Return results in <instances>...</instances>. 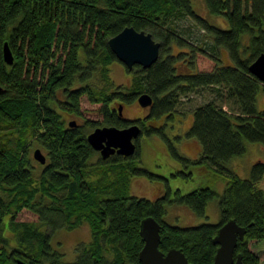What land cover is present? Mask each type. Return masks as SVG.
Segmentation results:
<instances>
[{
    "label": "trees",
    "instance_id": "trees-1",
    "mask_svg": "<svg viewBox=\"0 0 264 264\" xmlns=\"http://www.w3.org/2000/svg\"><path fill=\"white\" fill-rule=\"evenodd\" d=\"M205 1L228 28L200 15L191 0H0V264H15L17 258L30 264H142L140 230L147 217L161 224L160 250L179 249L192 264H213L218 249L213 239L234 219L247 230L235 257L261 264L249 245L264 240V162L254 163L249 178L234 174L226 163L245 153L246 141L264 144V110L257 109L264 84L249 70L264 52V0ZM128 26L150 32L160 43V54L147 69L127 70L129 87L116 86L111 65L119 60L109 39ZM194 28L200 32L196 37ZM6 41L14 54L12 65L3 58ZM200 91L212 97L193 110L186 135L197 139L202 154L191 162L227 175L223 194L208 186L187 194L169 190L156 200L131 195L132 176L149 174L135 164L140 137L164 135V127L148 122L173 118L181 98ZM145 92L153 97L146 116H120V105L136 102ZM83 100L99 105L101 119L66 125L63 113L84 117ZM231 103L234 114L226 108ZM132 124L142 133L131 157L103 159L87 140L97 127ZM33 145L48 156L37 175L30 157ZM216 197L218 224L183 228L164 220L166 206L174 204L204 217ZM25 210L37 220H18ZM84 222L92 240L76 248L74 262H64L51 246V234Z\"/></svg>",
    "mask_w": 264,
    "mask_h": 264
},
{
    "label": "rangeland",
    "instance_id": "rangeland-1",
    "mask_svg": "<svg viewBox=\"0 0 264 264\" xmlns=\"http://www.w3.org/2000/svg\"><path fill=\"white\" fill-rule=\"evenodd\" d=\"M193 8L212 23L228 28V24L223 18L215 17L207 8L205 0H191ZM200 32L193 29L192 36L196 37ZM225 64H230L229 55L226 51L222 54ZM200 64L205 58H200ZM202 67L206 66L201 64ZM111 77L116 86L129 87L132 83V76L120 61L111 65ZM212 97L209 91H200L183 96L174 113L173 118L162 116L158 120L148 122V125L164 127L162 134L151 136L142 135L140 137L141 154L135 164L149 174L134 175L131 178L130 194L139 198L156 200L164 197L170 190L172 194L180 191L183 194L190 193L203 187H212L218 195H222L229 180L225 174H219L206 164L192 163L201 157L200 143L195 138H188L186 133L193 122V110L199 105L208 102ZM99 105L90 104L87 100L82 101V111L84 117L74 114L63 113L66 124L69 121H76L82 124L85 119L100 120L96 114ZM113 106L118 107L114 102ZM226 108L233 114L237 112L236 106L232 103ZM257 109L264 110V92L260 91L257 96ZM148 108H143L136 101L123 106V116L130 120L143 118L148 114ZM246 151L241 156L232 158L226 167L234 174L249 178L252 166L258 160L264 162V144L262 142L246 141ZM38 146L33 145L30 150L31 163L35 169L33 173L37 175L45 166L39 163L34 157V150ZM45 151V150H44ZM42 150V152L44 153ZM174 151L177 152V156ZM45 153H47L45 151ZM95 161V159L93 160ZM192 173L191 176H184L181 173ZM18 220L35 221L36 217L25 210L18 216ZM164 220L178 227H194L202 223L218 224L221 221L218 197L208 202L206 215L199 217L194 211L184 205H167ZM7 221V219L5 220ZM46 230V227H42ZM14 241L12 233L7 232ZM92 240V233L88 223H83L75 229L61 228L51 234L50 243L52 248L62 255L64 262H74L77 259V247L82 243H89ZM250 249L259 257L261 264H264V240L252 241Z\"/></svg>",
    "mask_w": 264,
    "mask_h": 264
},
{
    "label": "water",
    "instance_id": "water-1",
    "mask_svg": "<svg viewBox=\"0 0 264 264\" xmlns=\"http://www.w3.org/2000/svg\"><path fill=\"white\" fill-rule=\"evenodd\" d=\"M109 46L117 59L124 64L128 71L135 66L147 69L158 59L160 43L150 32L138 31L134 27H125L121 32L109 39ZM3 58L6 64L14 63L13 51L6 41L3 45ZM250 72L264 84V52L261 53L249 66ZM140 106L149 108L153 104V97L145 92L137 99ZM120 116L123 115V105L119 107ZM76 121H70V127H77ZM142 129L138 124L125 128L116 126L97 127L87 134V140L95 151L100 152L103 159H108L114 154L124 157L135 155L137 150L136 140L141 136ZM34 157L41 164L47 161L40 148L34 151ZM161 224L154 217H147L141 222V236L144 246L139 253L142 264H192L185 253L179 249H171L164 253L159 248L161 239ZM246 228L232 219L223 224L213 239L218 245L213 264H244L242 257H235V249L239 241H243ZM15 264H30L24 259L17 258Z\"/></svg>",
    "mask_w": 264,
    "mask_h": 264
},
{
    "label": "flooded vegetation",
    "instance_id": "flooded-vegetation-1",
    "mask_svg": "<svg viewBox=\"0 0 264 264\" xmlns=\"http://www.w3.org/2000/svg\"><path fill=\"white\" fill-rule=\"evenodd\" d=\"M119 103H120V102H119ZM69 122H70V121H69ZM69 122H68V123H69ZM77 124L79 125V123H77ZM66 125H67V124H66ZM68 126H69V125H68ZM136 141H137V140H136ZM96 152H97L98 155H100V157H101L100 152H98V151H96ZM44 153H45V152H44ZM114 155H119V154H114ZM114 155H112V156H114ZM112 156H111V157H112ZM121 156H122V155H121ZM123 157H124V156H123ZM109 158H110V157H109ZM109 158H108V159H109ZM47 164H48V156H47V161H46V163L44 164V166H46Z\"/></svg>",
    "mask_w": 264,
    "mask_h": 264
},
{
    "label": "crops",
    "instance_id": "crops-1",
    "mask_svg": "<svg viewBox=\"0 0 264 264\" xmlns=\"http://www.w3.org/2000/svg\"><path fill=\"white\" fill-rule=\"evenodd\" d=\"M200 147H201V152H202V146L200 145Z\"/></svg>",
    "mask_w": 264,
    "mask_h": 264
}]
</instances>
